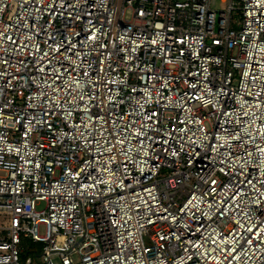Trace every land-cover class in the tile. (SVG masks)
I'll list each match as a JSON object with an SVG mask.
<instances>
[{"label":"built area","instance_id":"2783aa9c","mask_svg":"<svg viewBox=\"0 0 264 264\" xmlns=\"http://www.w3.org/2000/svg\"><path fill=\"white\" fill-rule=\"evenodd\" d=\"M0 218V264H264V0H0Z\"/></svg>","mask_w":264,"mask_h":264},{"label":"trees","instance_id":"16d2710c","mask_svg":"<svg viewBox=\"0 0 264 264\" xmlns=\"http://www.w3.org/2000/svg\"><path fill=\"white\" fill-rule=\"evenodd\" d=\"M42 242H34L31 239L24 238L22 240L23 251L21 252V259L24 260L28 256L34 257L38 255L42 249Z\"/></svg>","mask_w":264,"mask_h":264},{"label":"rangeland","instance_id":"374dc122","mask_svg":"<svg viewBox=\"0 0 264 264\" xmlns=\"http://www.w3.org/2000/svg\"><path fill=\"white\" fill-rule=\"evenodd\" d=\"M44 207V203L43 202H40L39 205H38V209H41ZM2 221V219L0 218V222Z\"/></svg>","mask_w":264,"mask_h":264}]
</instances>
